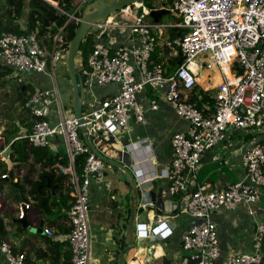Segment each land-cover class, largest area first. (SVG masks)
<instances>
[{
  "label": "built area",
  "instance_id": "obj_1",
  "mask_svg": "<svg viewBox=\"0 0 264 264\" xmlns=\"http://www.w3.org/2000/svg\"><path fill=\"white\" fill-rule=\"evenodd\" d=\"M168 9L179 15L176 29L182 31L179 37L166 42L173 55L180 56L181 60L169 74L152 60L158 45L157 35L167 26L147 22L151 10L142 2L121 8L99 25L101 30L95 34L93 50L85 63L79 57L77 72L83 90L84 85L90 83L98 88L114 86L116 90L108 97L95 100L88 111L83 110L87 134L90 138L101 134L114 136L126 132L130 121L143 123L144 113L137 98L145 91L151 93V110H157L158 102L164 101L187 123L185 131L172 136L171 164L161 173L168 181V194L176 198L178 214L192 219L182 236L181 247L185 253L182 264H264L257 254L222 258L217 227L212 220L216 211H233L238 206H244L253 216L254 206L264 190V142L261 140L264 129V0H174ZM71 20L79 21L74 15L69 16L68 21ZM115 30L128 32L134 42L131 49L113 48L110 39ZM65 36L64 28L60 29L50 50L46 51L33 34L1 33L0 61L13 71L45 74L51 80V89L35 88L25 102L24 107L36 121L31 131L15 142L26 141L34 148H48L52 138L61 136L64 139L67 164H57L56 168L68 176L73 188V202L67 213L70 229L65 238L70 248L69 264H89L88 186L91 179L102 180L100 170L104 164L82 140L78 120L72 115L66 116L60 105L55 66L63 62ZM194 60L195 65L196 60H201L205 69L215 72L220 79L213 113L207 116L188 98V93L197 86L189 65ZM52 103L58 111V121L54 124L46 119L47 108ZM230 129L246 131L253 137L252 145L242 155L244 176L221 190L210 189L198 182L201 157L222 141ZM144 143L146 140L124 145L132 156L133 173L138 178L152 176L153 165L143 151L149 150V146ZM80 156L85 157L81 176L76 171ZM1 199L0 192V211ZM180 201L184 203L181 209ZM24 206L29 209L28 205ZM22 217L19 208L18 218ZM165 219V216L156 217L152 234L164 236L172 231ZM141 226L145 232L146 225ZM44 234L53 235L49 229H44ZM263 238L264 222H261L253 238L255 252L260 250ZM0 252L7 264H27L25 254H14L3 240H0ZM125 264L137 263L127 258Z\"/></svg>",
  "mask_w": 264,
  "mask_h": 264
},
{
  "label": "crops",
  "instance_id": "obj_2",
  "mask_svg": "<svg viewBox=\"0 0 264 264\" xmlns=\"http://www.w3.org/2000/svg\"><path fill=\"white\" fill-rule=\"evenodd\" d=\"M29 1L25 0L26 8ZM45 1L57 6L51 0ZM88 2L89 0H72L75 9L85 6ZM175 19L178 21L171 25L162 24L167 28L157 35L158 45L154 54L157 53V58L163 57L158 65L166 64L170 58L175 57L172 50L166 46V42L173 40L170 37L173 30L182 32L180 29H176L180 19ZM103 37L108 39L104 35ZM110 41L115 49H131L134 45L128 32L120 30L111 32ZM165 49L169 53H165ZM62 66H64L63 62L58 63L55 66V72ZM163 69L166 72V68ZM202 72V85L197 81L196 86L198 94L203 92L211 93L214 96L217 85L211 88L212 76L214 78L218 76L211 70H209V75ZM12 75L16 76L17 84L13 88H7L6 79ZM66 75L65 68L64 70L60 68L59 77L56 79L55 76V84L59 92L62 111L73 116L72 90ZM18 80H21V83H18ZM210 83L211 85L206 88ZM27 86H30L32 90L35 88L49 90L52 84L50 78L45 74L16 72L0 61V153L9 148L8 160L11 164L9 169L6 161L0 158V192L2 193L0 211V234L2 235L0 240L7 242L14 254H25L27 264H69L70 248L65 239L70 229L67 219L69 208L65 209V207H70L73 202L68 199L67 195V192L70 191L69 196L73 199V188L69 183L68 176L57 170L56 167L59 163L55 164L54 169L42 167V163L46 162L42 157L43 154H38L36 157L28 155L26 163L21 165L13 160L14 150L21 142L12 143L17 138L29 133L26 124L34 120L23 103L25 95L29 98L30 91L24 95L19 94V91L24 90ZM115 90L114 86L98 88L95 83L84 85L83 110L88 111L95 100L108 97L115 93ZM150 94V91H145L137 98L144 113L143 123L130 121L126 132L114 136L101 134L91 138V141L103 156L124 163L135 177L137 184L147 187V190H151L155 194L154 202L146 195H144L143 201L139 200L134 224L135 242L127 258H132L137 264H182L185 257L181 247L182 236L192 224V219L186 214H178L179 210L172 211V214L168 213L170 205L175 204L176 199L168 194V181L161 173L171 164L172 136L185 131L187 123L178 118L162 100L158 102L157 110H151ZM16 106L19 107L17 110ZM46 119L52 124L57 123L58 111L55 104L52 103L48 106ZM7 137H10L9 141H6ZM82 140L84 141L83 136ZM145 140L144 144L149 146V150H143L144 157L151 160L152 176L139 175L138 178L133 173L132 156L129 151L124 149V145ZM261 140L264 142V129ZM252 143L253 137L250 133L243 130H228L222 141L202 155L198 182L210 189L221 190L229 184L241 180L244 176L242 155ZM47 149L51 156H56L58 159L66 155L65 141L61 136L52 138ZM104 166L107 167L102 173V180L91 179L88 186V226L91 240L89 264H117L119 245L125 242L124 234L129 215V202L132 199L125 173L117 172L107 164ZM139 169H141V164H139ZM3 175L6 177L2 178ZM48 181L51 186L55 187L54 194L45 187ZM22 204L29 206L27 210L29 225L35 227L39 220H43L44 229H49L53 234L51 237L45 234L43 236L35 233L28 234L22 225L15 222ZM183 205L184 203L180 201L179 208L181 209ZM254 209L253 216L248 214L244 206H238L233 211L221 209L212 214V220L217 227L222 258L257 254L264 261V238L258 252H255L253 246L256 226L264 222V190L261 191L259 201ZM157 216H165L169 228H172L170 233L166 232L164 236L151 233L152 227L150 226L155 225ZM141 225H146V233ZM144 234L146 235L144 236ZM0 264H7L1 252Z\"/></svg>",
  "mask_w": 264,
  "mask_h": 264
},
{
  "label": "trees",
  "instance_id": "obj_3",
  "mask_svg": "<svg viewBox=\"0 0 264 264\" xmlns=\"http://www.w3.org/2000/svg\"><path fill=\"white\" fill-rule=\"evenodd\" d=\"M57 4V6L52 5L51 3L45 0H30L27 8L25 7V0H5L4 2L0 0V34L1 33H11L17 36H25L29 34H33L38 39L41 47L49 51L54 36L59 32L60 29L64 28L66 32L65 36V48L67 50L68 43L74 36L75 30L78 28L80 20L82 18V11L85 6L75 9V6L72 3V0H51ZM91 1V0H89ZM174 0H163L161 6H154L151 0H143L142 3L148 9H160L167 8L173 4ZM7 3V4H6ZM6 4V5H5ZM74 15L79 21L71 20L68 21L69 16ZM177 20V19H175ZM24 21V22H22ZM178 21V20H177ZM173 34L170 36L171 39H175L182 32L178 30H173ZM94 35H87L84 41L81 43L79 49V56L85 63L89 55L91 54L94 46ZM166 50V49H165ZM169 51L166 50L165 53ZM163 57L157 58V53L153 55L152 60L155 64H160ZM180 60V56H175L170 58L168 62L165 64H161L163 68H166L167 74L174 72L177 68V62ZM182 58V62H183ZM67 74V73H66ZM67 79L68 76L66 75ZM27 91H30V95L32 93V88L27 86L22 91H19L20 95L26 94ZM28 95V96H30ZM213 94L200 92L198 94V87L193 88L188 93L189 101L196 104V107L199 111H201L205 116L213 113L214 106V96ZM25 100H27V95H25ZM23 101V103H25ZM29 113V112H28ZM30 115V114H29ZM34 119V118H33ZM35 119L32 120L29 124H26L27 132H30L33 124L35 123ZM15 133V132H14ZM12 138V137H11ZM10 137L6 138V141H9ZM19 143V142H15ZM19 146V147H18ZM38 154H43L45 163H42V167L44 168H53L56 163L66 165L67 160L66 157H62L58 159L56 156H51L48 152L47 148H34L30 146L26 141L17 145L14 150V158L13 160L19 163V165L26 163L27 156L32 155L36 157ZM41 157V162H42ZM58 161V162H57ZM85 162V157L80 156L76 162V171L81 176L82 168ZM69 192H67L68 199L73 200L69 196ZM176 199V198H175ZM41 203V201H39ZM70 208L66 206L65 209ZM0 234V238H1ZM2 240V239H1ZM70 250V249H69Z\"/></svg>",
  "mask_w": 264,
  "mask_h": 264
},
{
  "label": "water",
  "instance_id": "obj_4",
  "mask_svg": "<svg viewBox=\"0 0 264 264\" xmlns=\"http://www.w3.org/2000/svg\"><path fill=\"white\" fill-rule=\"evenodd\" d=\"M143 0H91L89 1L82 11V18L80 20L78 28L74 32V36L68 43L67 50L64 54L63 64L65 65V70L70 82L72 90V113L73 116L78 120L80 125V130L83 133L84 142L86 146L104 163L117 172H124L127 181L130 185L131 190V201L129 202V215L127 218V226L125 229V242L119 245L120 251L117 258V264H125L130 250L133 248L135 242L134 236V224L137 217V209L139 205V200L143 201L144 195L150 197L152 202H154L155 194L151 190H147V187H142L135 181V177L131 171L124 165V163L119 161H113L109 158L103 156L94 146L91 138L87 134L85 121L82 119L83 114V98L84 90L82 86V80L77 72L76 68V58L79 54V49L81 43L84 41L87 35L97 34L101 29L99 25L103 24L112 14L119 11L121 8L131 5L132 3L142 2ZM163 16H173L179 18V15L171 12L168 8L152 9L149 13V17L154 23H158ZM181 60L177 62L179 66ZM10 152L9 148L4 149L0 153V158L6 161L8 168L10 169V162L8 160V154ZM52 194L55 193V187L51 186L49 181L45 185ZM23 212L22 218H17L15 222L22 225V227L27 231L28 234L35 233L41 236L44 235V222L39 220L38 225L33 227L29 225L28 213L25 209L24 204L20 207Z\"/></svg>",
  "mask_w": 264,
  "mask_h": 264
},
{
  "label": "rangeland",
  "instance_id": "obj_5",
  "mask_svg": "<svg viewBox=\"0 0 264 264\" xmlns=\"http://www.w3.org/2000/svg\"><path fill=\"white\" fill-rule=\"evenodd\" d=\"M110 1V0H109ZM151 2H152V4L154 5V6H161V4L163 3V0H151ZM55 5H56V3H55ZM146 21L147 22H152V19L150 18V17H147L146 18ZM176 21L177 20H175V18H173V17H171V16H163L160 20H159V23L160 24H165V25H171V24H173V23H176ZM94 39L96 38V35L94 34ZM79 54H78V56H77V58H76V62H79ZM199 61L200 60H196V62L197 63H199ZM65 68V65L64 66H62V67H60L61 69H63L64 70V68ZM60 68H57V71H56V79L59 77V75H60ZM203 71V70H202ZM203 73V72H202ZM204 74H210V73H207V72H205L204 71ZM7 80V84H6V86H7V88H13L16 84H17V78H16V76H14V75H12L11 77H9V78H7L6 79ZM201 85H202V81H201V79H200V82H199ZM212 83V82H211ZM211 83L208 85V86H206V88H208L210 85H211ZM19 107L18 106H16V110L18 109ZM66 113V116H70V114L68 113V112H65ZM124 133V132H123ZM117 134H120V132H118ZM116 134V135H117ZM117 137H119V136H117ZM117 141V140H116ZM107 166H103V168H102V170H100V174H102V173H104V169L106 168ZM175 202V204H173L172 206L170 205V209H169V211L170 212H168V213H170V214H172L175 210H177L178 209V206H177V201H174ZM173 207V208H172ZM173 211V212H172ZM150 226V225H149ZM150 227H153V226H150Z\"/></svg>",
  "mask_w": 264,
  "mask_h": 264
},
{
  "label": "bare ground",
  "instance_id": "obj_6",
  "mask_svg": "<svg viewBox=\"0 0 264 264\" xmlns=\"http://www.w3.org/2000/svg\"><path fill=\"white\" fill-rule=\"evenodd\" d=\"M189 65L192 67L193 75L195 76L198 82H200V79L202 78V70L207 73H210L209 70L205 69L204 64L202 63L201 60L199 61V63H197V65H195V60L191 61ZM219 82H220L219 77L214 78V76H212V87L211 88L218 85Z\"/></svg>",
  "mask_w": 264,
  "mask_h": 264
}]
</instances>
